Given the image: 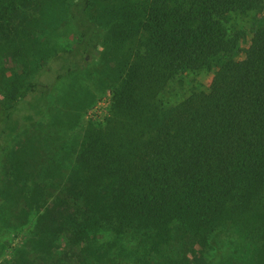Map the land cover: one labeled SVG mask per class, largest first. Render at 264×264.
I'll return each mask as SVG.
<instances>
[{
    "label": "trees",
    "instance_id": "16d2710c",
    "mask_svg": "<svg viewBox=\"0 0 264 264\" xmlns=\"http://www.w3.org/2000/svg\"><path fill=\"white\" fill-rule=\"evenodd\" d=\"M44 1L0 0V39L29 34ZM94 1L74 3L81 39L51 58L55 76L44 78L51 65L39 67L12 104L0 100L5 142L25 120L41 118L63 75L92 65L112 93L108 116L82 134L66 139L71 118L55 125V158L44 149L39 166L42 220L75 252L47 249L25 264H190L191 252L197 264H228L236 253L264 264V0L129 1L107 20L136 25L117 39L128 61L114 69L100 55L92 61L101 36L87 13ZM205 73L210 83L197 86L193 76ZM29 154L16 171L23 179L35 162ZM70 155L71 174L56 175ZM57 178L61 188L45 206Z\"/></svg>",
    "mask_w": 264,
    "mask_h": 264
},
{
    "label": "rangeland",
    "instance_id": "374dc122",
    "mask_svg": "<svg viewBox=\"0 0 264 264\" xmlns=\"http://www.w3.org/2000/svg\"><path fill=\"white\" fill-rule=\"evenodd\" d=\"M146 6L148 0H95L88 9L89 17L99 26V41L93 62L98 63L97 57L107 61L114 69L118 64L128 61L122 58V45L118 42L124 34L131 33L136 25H116L111 27L107 20L119 16L124 7L129 4ZM77 0H46L38 10L33 11L31 32L29 34L9 33L8 37L0 39V100L12 104L25 91L27 83L35 70L39 67L51 69L45 71L44 78L52 79L59 70V64L52 62L58 51L70 50L80 42L79 31L73 19V5ZM264 18V10L261 14ZM111 40L110 47L103 42ZM111 50H110V49ZM122 54V55H121ZM124 57V56H123ZM91 65V64H90ZM115 72V71H114ZM117 75V74H116ZM104 76V70H97L92 65L88 70L70 72L55 80L50 91V104L40 119L25 120L17 132L10 133L0 144V264H25L27 259L37 260L41 251L49 249L53 254L66 250L75 252V245L67 244L64 232L60 233L57 226L42 220L44 206L39 204V180L42 173L40 164L47 161L46 149L55 158L57 148L52 137L55 125L70 119L65 126L67 138L72 133L82 134L89 123L103 122L108 116L111 104V87L99 85V78ZM192 77V76H191ZM197 86L206 87L210 83V74L193 76ZM13 90H16L13 92ZM29 111L21 110V117H28ZM14 123V122H13ZM1 124V123H0ZM14 125V124H13ZM0 125V129H1ZM35 151V162L31 168L24 169L25 173H32L28 179L16 176L17 168L22 166L26 158L25 153ZM41 151V152H40ZM15 156L16 159L13 157ZM74 156L56 171V175L67 178L75 165ZM48 161V162H49ZM37 162V163H36ZM21 170V169H20ZM22 171V170H21ZM56 177V176H55ZM58 178L47 187L45 206L53 200L60 190ZM105 236V235H104ZM99 240H106V237ZM50 240H54L50 244ZM190 264H197L199 255L189 253ZM256 258V262H257ZM254 260L247 254L232 255L228 264H252Z\"/></svg>",
    "mask_w": 264,
    "mask_h": 264
}]
</instances>
